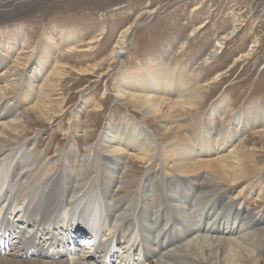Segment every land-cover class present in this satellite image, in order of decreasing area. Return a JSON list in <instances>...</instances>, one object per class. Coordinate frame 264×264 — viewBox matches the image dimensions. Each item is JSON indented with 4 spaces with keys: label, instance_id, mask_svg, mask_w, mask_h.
<instances>
[{
    "label": "bare ground",
    "instance_id": "1",
    "mask_svg": "<svg viewBox=\"0 0 264 264\" xmlns=\"http://www.w3.org/2000/svg\"><path fill=\"white\" fill-rule=\"evenodd\" d=\"M136 26L121 33L115 62ZM235 32L216 41L206 63ZM65 40L30 53L19 32L0 46V264H264V208H246L264 202L262 151L245 147L248 132L264 136V106L227 120L233 111L222 96L205 117L186 121L205 97L198 75L158 62L116 79V99L142 121L129 114L114 126L109 117L85 154L70 144L46 161L17 109L27 106L26 116L41 123L63 113L44 83L63 47L75 50L73 35ZM90 107L102 110L83 98L68 114L66 135L87 133ZM159 120L155 131L148 126ZM125 158L140 164L142 177L133 166L127 171ZM233 195L226 221L224 203Z\"/></svg>",
    "mask_w": 264,
    "mask_h": 264
},
{
    "label": "rangeland",
    "instance_id": "2",
    "mask_svg": "<svg viewBox=\"0 0 264 264\" xmlns=\"http://www.w3.org/2000/svg\"><path fill=\"white\" fill-rule=\"evenodd\" d=\"M134 22L137 26L128 38L125 53L115 62L112 53L120 35ZM235 27L237 32L226 41L221 53L206 63L216 41ZM19 32L29 37L30 53L50 42L64 45L67 34H72L75 41V50L64 46L57 54L58 63L49 70V80L44 83L53 105H59L63 113L51 123H41L26 116L27 106L19 105L17 109L30 123L28 138L39 141V153L46 154V161L54 160L57 152L69 149L70 144L77 145V151L85 154V146L98 139L109 117L114 126L129 114L142 121L130 105L116 99V79L119 73L135 74L158 62L188 75H198L197 83L204 89L205 97L197 111L186 112V121L190 122L195 114L205 117L222 96L230 99L233 111L226 116L227 120L258 103L264 106V0L5 1L0 4V46L16 40ZM83 98L100 103L102 110L96 115L88 108L83 120L87 133L68 136V114L79 107ZM161 122L147 124L154 130ZM256 132L245 135V147L262 151L257 160L264 170V136ZM129 165L133 172L143 176L140 164L125 158L123 166L127 171ZM234 198L236 195L224 203L226 221L232 216L226 206L236 202ZM258 203L251 201L246 208H264V202Z\"/></svg>",
    "mask_w": 264,
    "mask_h": 264
}]
</instances>
